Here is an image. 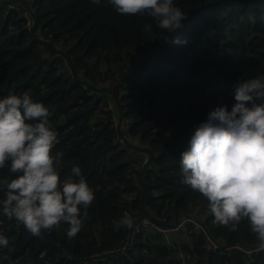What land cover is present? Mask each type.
<instances>
[{"label": "trees", "instance_id": "obj_1", "mask_svg": "<svg viewBox=\"0 0 264 264\" xmlns=\"http://www.w3.org/2000/svg\"><path fill=\"white\" fill-rule=\"evenodd\" d=\"M12 2L29 7L32 29L9 8ZM174 4L186 19L169 33L146 13H117L109 0H0V99L28 93L48 108L61 180H78L72 169L79 166L95 195L81 209L82 227L72 238L64 223L33 235L0 205V234L9 240L0 246V264H82L121 243L127 226L118 221L125 211L163 217L162 228H174L194 210L205 231L191 222L167 235L155 232L151 240L142 235L132 256L93 264H185L169 236L193 264H264L248 222L236 230L212 222L207 198L182 182L180 169L196 127L217 107L231 111L237 103V81L264 75V0ZM37 31L52 39L43 42ZM109 77L117 80L114 87L104 84ZM106 100L114 104L111 111ZM126 119L131 127L121 144ZM131 148L145 151L142 168L131 162ZM14 178L8 162L0 181ZM209 238L241 248L213 250ZM41 251L47 257L39 258Z\"/></svg>", "mask_w": 264, "mask_h": 264}, {"label": "clouds", "instance_id": "obj_2", "mask_svg": "<svg viewBox=\"0 0 264 264\" xmlns=\"http://www.w3.org/2000/svg\"><path fill=\"white\" fill-rule=\"evenodd\" d=\"M109 3L123 16L146 13L169 33L186 19L174 0ZM151 28L145 25V31ZM234 88L237 103L231 111L227 106L211 111L196 127L189 149L181 153L182 182L207 198L217 223L236 230L246 220L259 241L258 250H264V103L258 102L264 100V75L241 79ZM48 117V108L28 93L0 99V169L10 162V171L16 174L10 181H0L5 197L0 205L5 216L33 235L64 223L72 238L82 227L81 209L86 210L95 195L79 166L72 169L78 180H61L59 161L52 153L57 133ZM132 223L127 214L118 221L120 226ZM8 245V238L0 234V246Z\"/></svg>", "mask_w": 264, "mask_h": 264}, {"label": "built area", "instance_id": "obj_3", "mask_svg": "<svg viewBox=\"0 0 264 264\" xmlns=\"http://www.w3.org/2000/svg\"><path fill=\"white\" fill-rule=\"evenodd\" d=\"M24 1V0H22ZM28 3H31L32 0H25ZM30 5V4H29ZM9 8L15 12L18 13V15L24 17V26L27 29H32L34 27V21L32 19V16L30 15V9L28 6H26L22 2H15V3H9ZM11 29H13V26H9ZM39 34L40 40L43 42H49L52 39V35H46L44 33H41L40 31H37ZM117 83V80L113 77H109L107 81L104 82L106 85H110L111 87H114V85ZM85 88H87L85 86ZM90 92L93 94H99L96 89H90ZM105 109L111 111L114 108L113 102L110 100H106L105 102ZM123 135L118 137V141L123 144L125 143V139L128 137V133L131 127V121L129 119H126L123 122ZM131 162L132 163H140L141 162V168L144 166V163L147 160L146 153L144 150L138 149V148H131ZM127 214L128 217H130L133 221L131 227H127V233L124 237V239L121 241V243L113 248L106 249L102 253L94 254L91 258L86 259L83 261L82 264H93L96 261H102L107 260L115 257H123L127 256L136 247V244L138 242V239L143 235L144 237H147L148 239H153V235L155 232L164 233L165 235L172 233L173 230H178L179 227H181L184 223H194L195 226L205 231L204 226L202 225L201 221L198 219L197 210L192 211L190 214H186L185 216L181 217V222L174 228H162V226L159 224V221L164 220L163 217H156L154 219H151L144 215H139L137 212H130L125 211V215ZM194 214V217L191 216ZM212 222H216L215 219H213ZM3 222L0 220V232L2 231ZM168 242L172 243L171 240L167 239ZM174 250L177 251V256L179 258H182V260L185 262V264H193L192 261H187L186 256L183 252H181L176 245H174ZM208 247L213 250H220L222 252H225L229 254L230 250L234 248H241L238 245H231L227 246L223 243L221 245L217 241L210 239L208 240ZM47 257L46 251H41L39 254V258H45ZM27 264H34L33 262H28Z\"/></svg>", "mask_w": 264, "mask_h": 264}, {"label": "rangeland", "instance_id": "obj_4", "mask_svg": "<svg viewBox=\"0 0 264 264\" xmlns=\"http://www.w3.org/2000/svg\"><path fill=\"white\" fill-rule=\"evenodd\" d=\"M99 86H103L102 84H98ZM97 111H99V113L102 115V113L100 112V110L99 109H96ZM191 216H193L194 217V214L193 215H191ZM168 239L169 240H171V242L173 243L174 242V240H172V237L171 236H169L168 237ZM136 250H137V247H136ZM136 250L135 251H133V252H131L130 254H128V256H132V254L133 253H135L136 252ZM192 262L194 263V261L192 260Z\"/></svg>", "mask_w": 264, "mask_h": 264}, {"label": "crops", "instance_id": "obj_5", "mask_svg": "<svg viewBox=\"0 0 264 264\" xmlns=\"http://www.w3.org/2000/svg\"><path fill=\"white\" fill-rule=\"evenodd\" d=\"M184 231V230H183ZM181 236H184V233H180ZM176 232L173 233V237L175 238Z\"/></svg>", "mask_w": 264, "mask_h": 264}]
</instances>
